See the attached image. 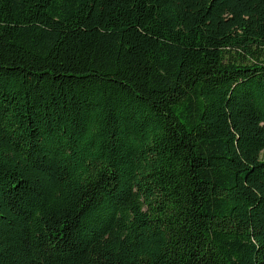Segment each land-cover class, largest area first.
<instances>
[{"label": "trees", "instance_id": "trees-1", "mask_svg": "<svg viewBox=\"0 0 264 264\" xmlns=\"http://www.w3.org/2000/svg\"><path fill=\"white\" fill-rule=\"evenodd\" d=\"M0 264H264V0H0Z\"/></svg>", "mask_w": 264, "mask_h": 264}]
</instances>
